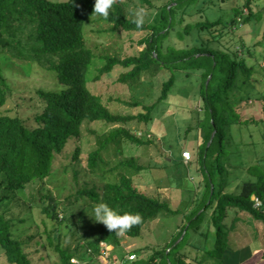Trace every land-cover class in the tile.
Instances as JSON below:
<instances>
[{
    "label": "trees",
    "instance_id": "16d2710c",
    "mask_svg": "<svg viewBox=\"0 0 264 264\" xmlns=\"http://www.w3.org/2000/svg\"><path fill=\"white\" fill-rule=\"evenodd\" d=\"M142 1L151 4L150 0ZM261 1L244 0L241 6L240 0H175L176 5H172V2L160 9L156 22H141L137 27L136 19L129 18L122 4L114 0L106 18L94 13L95 0H0V110L15 97L2 67V57L10 51L16 50L15 56H27L40 64H47L48 71L54 73L56 79L55 89L40 88L35 92L32 99L39 106L37 109L30 108L32 111L38 110L34 117L25 118L20 112L15 115L0 112V188L4 192L20 195L31 184L44 183L53 174L54 163L59 155L64 154L69 142L74 138L80 139L85 123L120 124L135 119L133 116L113 114L102 98L89 89L88 74L95 55L86 44V27L91 20L99 17L112 23L116 29L147 32L148 35L142 40L146 47L138 56L124 59L105 56V64L99 69L97 79L110 74L117 66L131 68L121 77L122 82L135 81L145 73L165 69L171 76L163 84L160 98L163 101L175 86L177 72L188 75L198 73L201 81L200 95L206 114L204 124L211 131L204 134L203 144L198 148L201 171L206 183L204 205L187 216V223L179 235L161 251H155L145 264L191 263L190 257L182 251V244L189 231L192 229L194 233L198 232L205 221L207 229L200 235L207 238V241L213 235L214 247L200 256L199 248L191 246L196 250V261L199 264H227L231 230L226 222L228 217L246 213L264 225V164L246 160H235L232 163L233 153L227 149L234 139L235 126L257 123L254 118L244 121L241 113L243 103H249L257 91L260 96L256 100L264 114V67L249 64L237 51L213 48L209 42L223 38L227 33L226 29L236 30L252 21L262 22L264 5ZM254 4L261 9L254 12ZM229 5L234 11L230 20L211 17L220 7L229 8ZM244 8L248 9V14L244 12ZM194 10H199L200 13L195 22L186 19V16L191 17ZM241 22L242 25L239 26ZM195 33L198 38L203 34L207 36L206 45H181L182 41L193 37ZM173 35L180 42L179 45L171 41ZM247 52L253 55L250 50ZM261 85L263 89H259ZM153 109L154 106L148 108V115L142 114L141 118L149 120ZM261 121L264 122V118ZM215 130L217 134L209 146ZM120 136L137 145L151 142L143 141L127 129H118L90 154L89 165L94 172L105 171L106 162L101 153ZM237 145L234 143L235 147ZM81 153L79 145L74 150L72 161H81ZM234 154L240 156L241 151L236 152L235 148ZM117 169L121 171L119 181L108 182L103 187L85 188L79 191V196H87L95 204L106 202L121 214L139 213L142 220L123 234L109 231L103 224L92 244L85 247L86 251L83 253L88 258L94 256V251L100 252L102 241L120 243L122 236L140 237L145 225L161 213H180L179 210L172 209L169 203L147 195L135 185L134 175L146 170V167L134 157L121 161L111 171ZM229 169H242L250 174L251 177L242 183L240 191L224 192ZM219 173L224 175V186L218 192L215 177ZM255 198L261 201L260 207L255 206ZM44 199L48 203L43 212L59 225L62 224L64 214L60 204L52 195ZM210 209L211 218L208 213ZM14 220L0 214V249L4 259L8 264H42L35 263L28 253L27 246L35 238L22 240L15 236ZM185 231L184 238L177 243ZM48 238L50 245L59 254V264H88L79 255V250L84 245H78L74 250L64 248L59 239L58 242L54 241L53 236ZM76 258L78 262L74 263L72 260Z\"/></svg>",
    "mask_w": 264,
    "mask_h": 264
},
{
    "label": "rangeland",
    "instance_id": "374dc122",
    "mask_svg": "<svg viewBox=\"0 0 264 264\" xmlns=\"http://www.w3.org/2000/svg\"><path fill=\"white\" fill-rule=\"evenodd\" d=\"M66 1V0H52ZM124 7L129 18L140 19L143 23H154L160 16V9L166 4L176 5L175 0H150L147 4L142 0H114ZM244 0H240L242 6ZM264 5V0L261 1ZM202 6V5H201ZM220 7L211 15L231 19L234 11ZM261 7L254 4V12ZM264 10V7H262ZM199 10H194L186 19L197 21L200 17ZM140 12L142 15L137 16ZM248 14V9L244 8ZM190 14V13H188ZM229 14V15H228ZM246 14V15H247ZM242 22L239 23V26ZM226 35L219 41L209 42L213 48L238 52L247 59L248 63L258 64L264 67V20L252 21L239 29H226ZM148 35L147 32L126 31L116 29L112 23L105 22L95 17L86 27V44L93 51L95 58L90 68L88 78L89 89L99 95L109 110L116 115L133 116L134 120L127 123L107 124L105 122L85 123L80 139H72L63 155H59L54 163L53 174L44 183H33L20 194L4 192L0 188V214L7 218H14L13 233L22 240H30L33 243L27 246L28 253L35 263L59 264L60 257L49 238L61 241L64 248L76 249L83 246L79 255L88 261V264H103L110 256L112 261L121 264L126 261L131 253L136 254V259L125 264H145V261L155 251H161L171 243L182 231L189 216L196 208L204 205L206 198V183L201 171V162L198 148L203 144L204 134L211 130L204 124L205 111L200 95L201 81L196 74L188 75L185 72H177V81L170 91L167 99L161 101L162 88L171 73L165 69L151 71L142 75L135 81L122 82L121 77L131 68L117 66L110 74L97 79L99 69L105 64V56L119 57L121 59L138 56L146 47L142 40ZM202 36V35H201ZM203 37V38H202ZM198 38L197 33L189 40L182 41L181 45L189 44V47L206 45L207 36L203 34ZM196 39L195 41H192ZM171 41L180 44L175 37ZM168 42V41H167ZM188 42V43H187ZM250 50L253 55L247 51ZM15 51L3 55L2 67L9 84L15 94L11 100L0 110L1 113L11 115L24 114L25 118H32L38 112L39 105L33 100L36 91L40 88L55 89V75L48 71L47 64L27 56H15ZM27 55V54H26ZM261 69V68H259ZM264 82V81H263ZM259 89H263L262 85ZM243 94V92H241ZM259 92L249 103H243L241 108L243 120L254 118L257 123H244L233 128L234 139L227 148L233 154L232 163L235 160H246L264 164V118L260 103L256 100ZM138 104V106H136ZM34 106V107H33ZM150 119L145 120L141 115H148V108L153 107ZM30 108H36L35 111ZM118 129H127L133 135L143 141L151 140L149 144L137 145L130 142L126 137L120 136L106 146L101 155L106 162L105 171H93L89 165L90 154L97 150ZM209 129V130H208ZM214 133V132H213ZM212 133V135H213ZM234 143L238 144L236 147ZM81 146V161H72L74 150ZM241 151L240 156L234 154ZM189 150L193 157L189 167H184L178 161L183 151ZM134 157L137 162L146 167V170L134 175V183L144 193L156 197L170 204L172 209L179 210L178 214L161 213L155 220L147 223L140 237L130 238L122 236L120 243L100 244V252H93V257L88 258L85 253L87 244H92L103 223L97 222L87 213L91 211L95 203H91L87 196H79V191L94 186L103 187L108 182L119 181L118 169L111 171L121 161ZM173 158V161H168ZM254 158V159H253ZM193 165V168L191 166ZM191 168V169H190ZM245 170V169H244ZM226 176V175H225ZM251 176L247 171L229 169L226 176L227 186L224 192L240 191L242 183ZM216 189L219 192L224 186V175L217 174L215 177ZM13 198L10 199V197ZM52 195L60 204L64 221L62 224L43 212L47 207V199ZM7 196V199L4 197ZM211 211L209 215L211 218ZM231 226L229 236V249L227 264H231L242 254H254L253 258H246L244 264H258L256 244H261L264 249V225L254 220L246 213L238 217L230 215L226 221ZM207 229L205 221L198 232L190 230L182 244V251L190 257L189 264H199L196 250L199 248L202 256L207 249L214 247V237H203L201 232ZM57 230V232H54ZM186 234L180 237V242ZM38 242V243H37ZM103 246V248H102ZM239 254H235L237 250ZM234 254V255H233ZM189 260V262H190ZM78 262V258L74 263ZM90 262V263H89ZM92 262V263H91ZM160 262V261H158ZM0 264H8L0 249Z\"/></svg>",
    "mask_w": 264,
    "mask_h": 264
},
{
    "label": "clouds",
    "instance_id": "9594fccd",
    "mask_svg": "<svg viewBox=\"0 0 264 264\" xmlns=\"http://www.w3.org/2000/svg\"><path fill=\"white\" fill-rule=\"evenodd\" d=\"M113 0H95L94 13L103 17L109 16V10L112 6ZM137 16L142 13L137 12ZM137 27L140 26L141 20H136ZM89 216L93 217L95 221L103 223L109 231L123 234L129 230L133 225L141 223L142 217L139 213H123L111 207L106 202H99L93 205Z\"/></svg>",
    "mask_w": 264,
    "mask_h": 264
},
{
    "label": "crops",
    "instance_id": "0c3cea01",
    "mask_svg": "<svg viewBox=\"0 0 264 264\" xmlns=\"http://www.w3.org/2000/svg\"><path fill=\"white\" fill-rule=\"evenodd\" d=\"M168 161H173V158H168ZM178 161L180 162V163H182V165L186 168V167H189V165H190V163L192 162V161H190V162H186L183 158H182V154H181V156L180 157H178ZM193 165L194 164H192V166H191V168H193ZM190 168V169H191ZM256 246V253H257V259H258V261H259V263L258 264H264V249L261 247V244L259 245V243H258V245L256 244L255 245ZM244 249H242V250H237V251H235L236 253L235 254H239L240 253V251H243ZM132 254H134V255H136L135 253H131L130 255H129V257L132 255ZM153 254V253H152ZM228 254V253H227ZM234 255V254H233ZM111 256V255H110ZM110 256H108L109 257V259H107L105 262L103 261V264L104 263H106V262H108V261H112L111 259H110ZM253 256H254V254H251V253H248L247 252V254H242V258L240 259V257L237 259V261L235 260L234 262H232L231 264H244L243 262H244V260H247L246 258H253ZM128 257V259H126V261H121L120 263L121 264H125V262H127V263H130V262H136V261H138V259L136 260V261H131L130 260V258ZM114 264H119L118 262H116V261H112ZM133 264V263H132Z\"/></svg>",
    "mask_w": 264,
    "mask_h": 264
},
{
    "label": "built area",
    "instance_id": "2783aa9c",
    "mask_svg": "<svg viewBox=\"0 0 264 264\" xmlns=\"http://www.w3.org/2000/svg\"><path fill=\"white\" fill-rule=\"evenodd\" d=\"M193 157V154L191 151L189 150H185L182 153V158L186 161V162H190L191 159ZM255 206L256 207H260L261 206V201L258 198H255ZM130 260H135L136 259V255L132 254L130 257ZM75 259H73L72 261L74 262ZM104 264H114L112 261H108Z\"/></svg>",
    "mask_w": 264,
    "mask_h": 264
},
{
    "label": "water",
    "instance_id": "95a60500",
    "mask_svg": "<svg viewBox=\"0 0 264 264\" xmlns=\"http://www.w3.org/2000/svg\"><path fill=\"white\" fill-rule=\"evenodd\" d=\"M216 134H217V130L214 131V133H213V135L211 137V140H210V142L208 144L209 146L211 145V143H212V141H213V139H214V137H215ZM177 243H179V242H177Z\"/></svg>",
    "mask_w": 264,
    "mask_h": 264
}]
</instances>
